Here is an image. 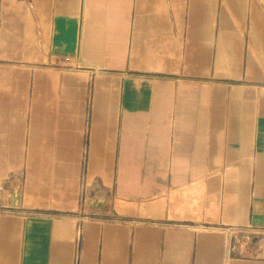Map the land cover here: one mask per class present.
Segmentation results:
<instances>
[{
  "label": "crops",
  "instance_id": "crops-1",
  "mask_svg": "<svg viewBox=\"0 0 264 264\" xmlns=\"http://www.w3.org/2000/svg\"><path fill=\"white\" fill-rule=\"evenodd\" d=\"M0 264H264V0H0Z\"/></svg>",
  "mask_w": 264,
  "mask_h": 264
},
{
  "label": "built area",
  "instance_id": "built-area-1",
  "mask_svg": "<svg viewBox=\"0 0 264 264\" xmlns=\"http://www.w3.org/2000/svg\"><path fill=\"white\" fill-rule=\"evenodd\" d=\"M65 61L62 64H67L69 59H64ZM80 203H81V213H79L78 222H79V229L81 230V227L83 223L89 218L88 214H86L84 211L89 206V194L85 186H83L81 191V197H80Z\"/></svg>",
  "mask_w": 264,
  "mask_h": 264
}]
</instances>
